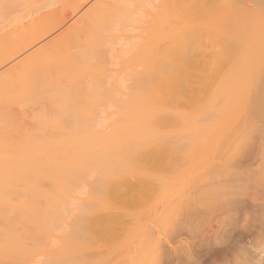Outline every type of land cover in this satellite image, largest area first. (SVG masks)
I'll use <instances>...</instances> for the list:
<instances>
[{"label": "bare ground", "instance_id": "1", "mask_svg": "<svg viewBox=\"0 0 264 264\" xmlns=\"http://www.w3.org/2000/svg\"><path fill=\"white\" fill-rule=\"evenodd\" d=\"M86 1L0 0V264H23L39 249L43 258L32 264H61L63 257L66 264L223 258L218 244L230 218H219L235 211L233 188L257 178L235 169L228 176L231 160L198 154L219 151V125L232 137L224 122L264 82L262 0H95L77 35L65 28L30 51ZM112 15L120 20L104 19ZM124 20H143L152 30L120 51L140 53L125 98L114 86L127 77L92 62L121 44L114 26ZM95 82L98 92L90 93ZM163 98L180 107L166 108ZM85 102L107 108L106 116H91ZM91 175L95 189L86 192L81 182ZM71 190L90 194L75 218L73 204L57 196ZM96 201L104 211L89 220ZM63 218L71 219L66 228ZM256 246L247 264H262Z\"/></svg>", "mask_w": 264, "mask_h": 264}, {"label": "rangeland", "instance_id": "2", "mask_svg": "<svg viewBox=\"0 0 264 264\" xmlns=\"http://www.w3.org/2000/svg\"><path fill=\"white\" fill-rule=\"evenodd\" d=\"M92 1L94 2L95 0L86 1V3H84L85 5L83 4V6L80 8V10L73 13L67 22H65L62 26L58 27V29L53 30L47 36L40 39L41 41L39 40L37 43H35L32 46V48L30 49V51L33 48H36V46L43 44L45 41H47L48 39H50L54 35L58 34L61 30L65 29V28L67 29V31H69V34L77 35L81 31L82 27L84 26L82 24V20H80V18L82 16H85L83 14H85V12L88 10V8L91 7V5L93 3ZM263 1L264 0L258 2L259 7H260V4H261V6L264 5V4H262V3H264ZM249 2L251 3V1H249ZM250 3H248V5ZM250 5H252V3ZM252 7H253V5H252ZM256 7H258V6H255V9H256ZM260 8H261V10H263L264 6H262ZM58 9L60 11H66V9L63 7L61 8V6L58 7ZM181 10H182V8L176 9V13L181 14L182 13ZM171 12H172V10H171ZM58 15H59V12H58ZM118 17L119 16H113L112 15V16L105 17L104 19L105 20L106 19H112V20L118 22L120 20V19H117ZM78 22H80V24ZM116 22H115L114 30L116 31L115 34L117 37H119V40H120L119 43H121V44L119 45L117 43L118 42V40H117V42H116L117 46H115V49H113L110 52V55H107L104 52L102 56L97 57L98 60L93 59L92 62L96 63V62L101 61V62H103V65L108 63L106 66L108 68L109 67L111 68V69L109 68L111 73H115V75L121 76V78L127 77L128 81L124 82L123 87L119 88L118 85L114 86L116 91H117V89H120V92L123 93V95L121 97L125 98L129 92V84L131 83V79H130L131 70L134 68H137V66H135V65L138 63L137 56L140 53L137 56H135V55H133V52L131 51V49H130V52L127 54L121 53L120 51L121 50H123L125 52L129 51V48H131L133 45L136 46L137 44L142 42V40L145 37L149 38L148 35H151L152 30H149V28L151 26H147L146 22H144L143 20L140 22L133 21V20H124L123 24H117ZM190 33H193V31ZM101 42H102V39H101ZM28 51H29L28 49L25 50L26 53H28ZM25 52H22L21 57L24 56ZM263 58H264V55H263ZM263 62H264V59H263ZM263 62H262V65H263L262 70H264ZM263 72L260 73V75H262V77L264 76ZM96 83L97 82H95L94 85L90 87V93H93L94 90L96 92H98V90L96 88ZM89 84H90V81L88 82L87 85H89ZM262 84H264V82L260 83L259 88L261 87L262 89L260 88V91L258 90V92L251 89V95H250L251 99L249 101L245 102L244 107L241 110H238V114L236 116H233L229 120H226V122H224V123H227L229 125L228 128L230 130L229 132L232 131L231 132L232 137L231 136H230L231 138L228 137L229 135L226 136L227 133H224L223 129L219 125V131L217 130V132H216V138H217L218 142L220 143L219 145L221 146L218 149L219 151H215L211 155H210V152L207 150L204 152L202 151L198 154L200 160H204V159H208V158L214 159L215 161L219 160V162H222V160L229 162V160H231L232 161L231 163L234 164L232 167H234V168L231 169L228 176L234 175L235 173H233V172L235 169V172L239 171V173L243 176V178H247V177L249 178V176H253V178H257V181H255V182L251 181V179H247L244 182L239 181L240 182L239 185L237 187L233 188V190H234L233 192H235L237 189H238L237 191H239L237 194L233 195V197L235 199V200L234 199L233 200L234 201H237V200L240 201L241 200V201L240 202L238 201V203L236 202V205L234 204L235 206L232 203L231 204L229 203L230 206L235 207L234 208L235 211L233 212V214H229V216L227 218H224V219L219 218V221H222V222H224V220H228L230 218V221L228 222V224H224V228L221 231V235L223 234V239L221 240L222 245L220 244L221 245L220 246L218 244V247L221 249V251H224V253H225L224 255H222L223 258L220 257L224 261L221 260L219 258V256L218 257L216 256L218 259H216L215 262L210 263V264H235V263L238 264V262L239 263L241 262V264H244V263L247 264L249 262V261L247 262V258H246V260H243V259H245L244 257H246L247 252H250L257 247L256 245H258L257 249L261 252L260 255L264 256V195L262 194V193H264V96H263L264 95V86ZM261 94H263V95H261ZM40 97H42V96L36 95V97H33L32 100L38 98L36 100L37 102L35 101V103H38L41 101ZM162 101H163V104L166 108H175L176 109V106L180 107V105H178L177 103L168 102L166 98H163ZM82 105H83V108H86L87 109L86 111H88L89 114L93 117L96 116L97 118H103L107 114V108H103V107H101V105H97L95 103L92 105L91 104L89 105V102H85ZM118 111H119V109H117V112ZM116 118H117V115H116ZM31 119H32V121H33V119H34V121H36V119L32 115H31ZM93 120H94V118H93ZM22 121H25V120H22ZM23 123L25 124V122H23ZM224 123L221 122V126ZM20 125H22V123H20ZM89 131H90L89 128H86V127H82L79 129L80 133L84 132L85 134H88ZM229 132H228V134H230ZM239 142H243V144L241 146H237V144ZM141 152H142V150H139L138 153L141 154ZM197 153H198V150H197ZM218 153H221V154H218ZM237 164L240 166V168L239 167L236 168ZM201 171H203V169L198 170L197 173H199ZM94 181H95V177L93 175H91L90 178L87 177V179H85V180L82 179L81 184H83L84 191L91 192V189H93V188L95 189V187H93ZM248 181H249L250 185H249ZM251 183L254 185H252ZM239 186L241 188H239ZM235 188H236V190H235ZM239 189L242 191L240 192ZM76 193H77V191H73V190L67 191V192H62V191L57 192V196H60L62 198L61 199L62 201L71 202L73 204L74 208L71 212L72 218L78 217L80 215L81 209H82L80 205H81L82 201L88 195L90 196V194L85 195V192H83L81 194H76ZM254 193H255V196H254ZM95 196L98 197L96 194H95ZM254 198H256L255 201H254ZM227 204H228V201H227ZM90 205H91V208L92 207L93 208L90 210V212L88 214V219L93 220L95 218V216L99 215L104 210H103V207L97 206V201L95 204L93 202H91ZM234 215H238V216H234ZM233 217L235 218L236 221H234L232 219ZM236 218H239V219H236ZM242 219L243 220L246 219V222L243 221ZM237 220L239 221V223L237 222ZM241 220H242V223H241ZM251 221H253V223ZM70 222H71L70 218L69 219L63 218V219H61L60 224H62V226L66 228L70 225ZM240 223H241V226H240ZM207 224H205L201 227L199 226L198 231L200 233L205 231L206 228L209 227V224L208 225ZM248 225H250V227H248L249 229H247V230L244 229V226L247 228ZM256 225H258V226L256 227ZM251 226H253V227H251ZM201 230H203V231L201 232ZM78 232H80V231L77 230L76 232H73L70 235L74 236ZM54 236H55V233H51L48 237L53 238ZM191 241H197V238L191 239ZM204 242L206 243V241H204ZM236 243H238V244H236ZM234 245L236 248L234 247ZM51 246L53 247V245H51ZM203 247H205V246H203ZM239 247L241 249H239ZM243 247H246L247 249H245ZM242 248H243V250H242ZM203 252L205 253L206 250H203ZM41 256H43V250L39 249L37 251L36 255H34L31 258V260H28V261L24 260L25 262H23V264H32L35 262L38 263ZM41 258H43V257H41ZM208 260H210V259H208L207 257L202 258V261H200L199 264H202L203 262L206 263V261L208 262ZM66 261H67V259L63 257L61 264H66ZM71 261H72L71 264H78L74 260H71ZM261 263L264 264V260H262ZM67 264H69V263H67Z\"/></svg>", "mask_w": 264, "mask_h": 264}]
</instances>
